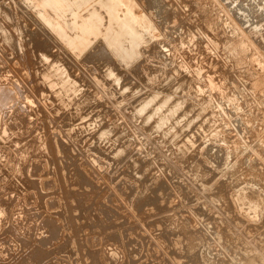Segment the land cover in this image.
Wrapping results in <instances>:
<instances>
[{
    "label": "rangeland",
    "instance_id": "rangeland-1",
    "mask_svg": "<svg viewBox=\"0 0 264 264\" xmlns=\"http://www.w3.org/2000/svg\"><path fill=\"white\" fill-rule=\"evenodd\" d=\"M29 1L0 0V264H264V0Z\"/></svg>",
    "mask_w": 264,
    "mask_h": 264
},
{
    "label": "bare ground",
    "instance_id": "bare-ground-1",
    "mask_svg": "<svg viewBox=\"0 0 264 264\" xmlns=\"http://www.w3.org/2000/svg\"><path fill=\"white\" fill-rule=\"evenodd\" d=\"M23 1H27V0H23ZM46 2V1H45ZM50 2H52V0L50 1ZM49 2V3H50ZM153 2H154V0H153ZM48 3V4H49ZM155 3V2H154ZM25 4V3H24ZM47 4V5H48ZM54 6H55V8L57 7V5L59 4V3H57V5H56V1H54ZM26 6L27 5H29V6H32V8H33V12L35 13V14H37V15H39L40 16V8L38 7V6H34L33 5V3L31 2V1H29L28 0V3L27 4H25ZM45 5V4H44ZM60 5V4H59ZM50 6H53L52 4L50 5ZM61 7V6H60ZM52 8H54V7H52ZM57 8H59V7H57ZM59 10V9H58ZM12 17V16H11ZM14 19V18H13ZM40 19H42L43 21H44V23L46 24V25H48V23L42 18V17H40ZM257 26H260L259 24L257 25ZM52 30H53V32H54V34L56 35V36H58V38H60L62 41H64V43L68 46V43H67V40L64 38V35L63 34H60L59 33V31L57 30V29H53V28H51ZM69 47V46H68ZM125 49V48H124ZM70 51H72V50H70ZM123 51H126L125 52V54L127 55V54H129V53H131V48H126L125 50H123ZM72 53L73 54H75L76 55V53L74 52V51H72ZM236 53V52H235ZM130 55V54H129ZM244 54H242L241 56H243ZM237 58V57H236ZM239 58V57H238ZM241 62V61H240ZM57 69H58V67H57ZM109 70H110V68H109ZM60 71V70H59ZM113 71V70H112ZM109 72V71H108ZM111 72V71H110ZM65 75H66V73H65ZM68 77H69V75H68ZM71 78V77H70ZM259 78V77H258ZM263 79H264V75H263ZM67 80H68V78H67ZM259 80H260V78H259ZM264 81V80H263ZM260 83V82H259ZM258 86H260L259 84H258ZM0 88H2V92H0L1 94H0V99H2V101H4L5 102V104L4 105H6V102H9L10 100H8V98H11V96L13 95L14 97L17 95V89H15L13 86H4V85H2V87L0 86ZM18 96V95H17ZM16 96V97H17ZM148 99H150V96L148 97ZM148 99L143 103V104H146L147 102H148ZM17 100V99H16ZM1 101V102H2ZM166 101H167V98H164L163 99V102L162 103H160L159 105H164L165 103H166ZM0 102V103H1ZM3 102V103H4ZM14 102H15V98H14ZM167 103H168V101H167ZM166 103V104H167ZM9 104H10V102H9ZM14 104V103H13ZM0 105H2V104H0ZM147 105H148V103H147ZM12 106V105H11ZM146 106V105H145ZM160 106V107H161ZM160 107H157V108H160ZM5 108V107H4ZM155 108V107H154ZM165 110V109H164ZM160 111V110H159ZM158 112V111H157ZM177 112V111H176ZM165 116V115H164ZM164 116H162V120H161V122L160 123H158V124H160V125H163V119L165 118ZM1 118V117H0ZM3 119V118H2ZM167 121V120H166ZM179 122V121H178ZM0 124H1V122H0ZM242 125H244V124H242Z\"/></svg>",
    "mask_w": 264,
    "mask_h": 264
}]
</instances>
